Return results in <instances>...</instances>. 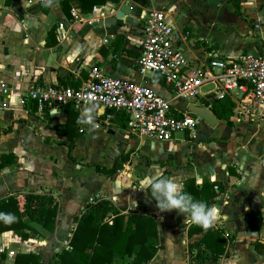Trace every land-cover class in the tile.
<instances>
[{
	"label": "crops",
	"instance_id": "1",
	"mask_svg": "<svg viewBox=\"0 0 264 264\" xmlns=\"http://www.w3.org/2000/svg\"><path fill=\"white\" fill-rule=\"evenodd\" d=\"M61 1L0 0V80L15 97H0V131L8 130L0 132V155L16 159L15 165L0 169V200L34 191L59 204L53 233L45 232L41 221L30 224L32 232L24 241L13 232L1 233L0 254L5 257L0 262L13 264L14 258L7 255L14 251L15 256L39 253L42 264H48L54 253L67 247L74 219L98 196L123 214L138 211L156 217L163 249L147 264H190L188 246L204 234L188 237L194 224L189 218L175 210L160 212L155 201L136 189L139 179L160 173L177 179L183 191L187 179L198 186L217 182L222 187L212 203L219 226L213 219L210 225L225 238V252L216 261L208 256L196 264H264V254L255 251L243 223L246 212L258 215L262 223L258 239L264 246V125L237 121L231 115L228 122L216 118L214 127L199 120L195 139L178 132L169 141H158L131 135L119 112L97 104L38 112L34 104L19 101L28 89L40 85L77 88L96 66L109 77L148 86L170 101L175 114L187 112L189 105L210 107L217 101L214 83L201 87L195 103H185L160 76L139 75L140 15L147 9L162 10L175 48L191 66L200 67L212 58L264 57V0H120L105 4L112 12L103 18L96 12L81 14L80 2L71 0L70 8L81 15L78 21L62 13ZM124 3L129 4V13L118 19ZM235 6L240 15L234 13ZM54 25L57 44L46 47L47 32ZM225 98L234 104L233 96ZM86 108L94 109L92 120L80 123ZM125 153L129 160L113 177L95 171L94 165L110 169Z\"/></svg>",
	"mask_w": 264,
	"mask_h": 264
},
{
	"label": "built area",
	"instance_id": "2",
	"mask_svg": "<svg viewBox=\"0 0 264 264\" xmlns=\"http://www.w3.org/2000/svg\"><path fill=\"white\" fill-rule=\"evenodd\" d=\"M95 12L103 18L112 10L106 6L93 7L91 13ZM69 14L72 20H80L81 15L75 9L71 8ZM140 20L142 40L137 69L141 77L147 73L160 76L174 91L175 98L185 103H195L201 97V87L214 83L216 100L229 95L235 98L232 111L235 120L264 125V57L245 54L226 60L212 58L203 66L194 67L175 48L172 28L162 10H144ZM91 22L89 20L88 24ZM0 97L15 98L12 88L1 80ZM19 101L34 104L38 112L61 106L79 110L91 104L123 112L127 117L128 132L138 139L169 141L178 132H185L189 139H195L199 122L192 113H173L170 101L148 86L109 77L96 66L89 69L77 88L40 85L28 89ZM213 190L218 192L219 189L214 186ZM214 219L213 225L218 227L219 223ZM224 236L228 238L227 234ZM7 256L14 258L15 252L8 251Z\"/></svg>",
	"mask_w": 264,
	"mask_h": 264
},
{
	"label": "trees",
	"instance_id": "3",
	"mask_svg": "<svg viewBox=\"0 0 264 264\" xmlns=\"http://www.w3.org/2000/svg\"><path fill=\"white\" fill-rule=\"evenodd\" d=\"M70 1L62 0L60 9L68 18L70 17ZM80 12L89 14L93 7L105 6L106 3H119L120 0H78ZM236 2L233 0V3ZM234 13L239 14L238 6ZM56 25L52 26L45 39V46H55ZM52 38L53 40H50ZM211 113L218 120L229 121L234 104L228 99L213 101L210 105ZM119 118L126 126L127 117L119 112ZM7 133L8 130L0 131ZM129 153L121 154L115 160L110 169L100 165H94L95 171L107 177H113L121 164L128 162ZM16 164V159L11 154L0 155V169ZM185 192L190 193L195 199L206 202L212 206L216 193L214 186L222 187L217 182H203L196 185L193 179L183 182ZM0 212L11 213L16 217L15 222L5 224L0 221V234L13 232L21 241L27 240L32 232L31 223L42 222V229L47 233H53L59 212L58 202L50 195H39L29 191L23 195H13L0 200ZM24 216V219L22 218ZM75 229L72 231L67 247L53 254L48 264H147L153 260L158 251L163 249V239L159 233V225L154 215L145 212L134 211L123 214L122 209L115 208L109 200L94 198L85 205L81 215L74 219ZM246 232L256 252L264 254V246L259 243L258 234L261 230V220L257 214L248 211L243 217ZM204 234L199 241L189 244L188 254L190 264L201 262L208 256L214 261L225 252L226 240L223 235L214 230L210 225L205 228L192 224L187 231V236ZM5 257L0 254V259ZM0 264H2L0 262ZM13 264H42L39 253L16 254Z\"/></svg>",
	"mask_w": 264,
	"mask_h": 264
},
{
	"label": "clouds",
	"instance_id": "4",
	"mask_svg": "<svg viewBox=\"0 0 264 264\" xmlns=\"http://www.w3.org/2000/svg\"><path fill=\"white\" fill-rule=\"evenodd\" d=\"M93 110V108L84 109L78 122L90 123ZM136 189L144 191L151 200L155 201V207L160 212L175 210L177 214H182L192 223L205 228L210 226L216 215L215 206L197 200L190 193L183 191L174 177H164L160 173L144 176L139 179ZM15 220L16 217L13 214L0 212V221L5 224H11Z\"/></svg>",
	"mask_w": 264,
	"mask_h": 264
},
{
	"label": "water",
	"instance_id": "5",
	"mask_svg": "<svg viewBox=\"0 0 264 264\" xmlns=\"http://www.w3.org/2000/svg\"><path fill=\"white\" fill-rule=\"evenodd\" d=\"M128 13H129V4L124 3L120 7L118 13L116 14V18L121 19L125 15H128ZM187 112L196 115L200 121L204 122L210 127H214L217 124V119L214 117V115L204 107H201L199 105H189L187 107Z\"/></svg>",
	"mask_w": 264,
	"mask_h": 264
},
{
	"label": "rangeland",
	"instance_id": "6",
	"mask_svg": "<svg viewBox=\"0 0 264 264\" xmlns=\"http://www.w3.org/2000/svg\"><path fill=\"white\" fill-rule=\"evenodd\" d=\"M203 125L202 123H199V126ZM220 126L216 128V131L219 130ZM44 193V192H43Z\"/></svg>",
	"mask_w": 264,
	"mask_h": 264
}]
</instances>
